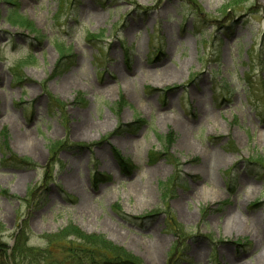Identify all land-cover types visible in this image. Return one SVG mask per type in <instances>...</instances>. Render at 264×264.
<instances>
[{
	"label": "rangeland",
	"instance_id": "rangeland-1",
	"mask_svg": "<svg viewBox=\"0 0 264 264\" xmlns=\"http://www.w3.org/2000/svg\"><path fill=\"white\" fill-rule=\"evenodd\" d=\"M193 1L0 0L3 243L264 264V0Z\"/></svg>",
	"mask_w": 264,
	"mask_h": 264
},
{
	"label": "trees",
	"instance_id": "trees-1",
	"mask_svg": "<svg viewBox=\"0 0 264 264\" xmlns=\"http://www.w3.org/2000/svg\"><path fill=\"white\" fill-rule=\"evenodd\" d=\"M6 1L15 3L14 0ZM189 1L191 6L196 5L193 0ZM195 14L196 16L199 15L200 18L203 17L201 11H195ZM7 18L15 25L38 33L34 24L15 10L9 13ZM61 57L65 58L66 56L61 55ZM31 59L33 57L29 56L22 60L17 66V70H21ZM54 147L57 148V146ZM117 158L124 170H129L132 167L129 160L118 153ZM10 159L12 158H7L3 162ZM19 160L16 159V162ZM29 161L26 158L21 160L22 163ZM256 161L254 165L259 168L261 175H264V162L262 160ZM2 227L0 223V231L4 230ZM23 230L25 229L23 228ZM25 235L24 231L19 233L13 247L3 243L0 239V264H63V261H67L68 264H143L139 258L113 243L105 235L87 234L74 225H67L64 230L54 236H46L48 239L47 248L30 246ZM52 245L59 246V255L52 249Z\"/></svg>",
	"mask_w": 264,
	"mask_h": 264
},
{
	"label": "bare ground",
	"instance_id": "bare-ground-1",
	"mask_svg": "<svg viewBox=\"0 0 264 264\" xmlns=\"http://www.w3.org/2000/svg\"><path fill=\"white\" fill-rule=\"evenodd\" d=\"M25 138H28V136H24ZM207 192H208V190H204V193L205 194H207ZM209 194H211L210 192H209ZM209 196V195H208Z\"/></svg>",
	"mask_w": 264,
	"mask_h": 264
}]
</instances>
